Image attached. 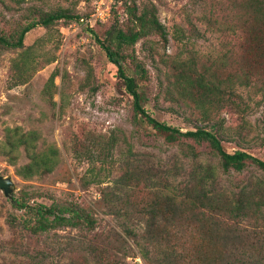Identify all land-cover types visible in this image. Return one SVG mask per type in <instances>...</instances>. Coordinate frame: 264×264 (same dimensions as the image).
Here are the masks:
<instances>
[{"label":"rangeland","instance_id":"1","mask_svg":"<svg viewBox=\"0 0 264 264\" xmlns=\"http://www.w3.org/2000/svg\"><path fill=\"white\" fill-rule=\"evenodd\" d=\"M148 2L156 6L169 41L164 48L158 37L151 36L139 40L133 49L134 57L148 71L149 81L143 88L145 108L157 120L183 132L216 124L208 129H216L227 152L247 151L264 161V91H259L264 87V68L254 76L252 87L236 86L237 94L250 105L247 113L232 107L219 112L214 108L211 121H202V109L178 102L179 90L171 65L177 57L195 58L199 69H208L210 60L224 63L227 69L215 73L222 79L233 73L231 62L237 61L234 71L240 62L242 69L247 66L240 58L239 44L255 45L257 40L246 34L240 38V32L236 36L222 32L227 19L233 18L234 24L239 16L235 10H227L230 6L233 9L229 0H137L140 8ZM33 6L46 11L70 9L80 18H88V23L60 22L50 30L39 27L31 31L25 37V49L33 48L39 67L24 85L14 86L11 82L12 61L18 51L0 48V176L10 177L14 189L9 197L0 189V264H69L81 256L89 258L90 241L115 239L123 226L135 228L141 217L132 203V194L134 199L143 200L147 190L134 192L127 187V192L114 202L102 195L126 171L151 177V188L157 193L164 191L163 184L168 180L173 197L183 187L202 185L204 181L208 189L216 185L217 190L230 192L264 183V172L254 165L242 173H226L208 143L185 139L172 145L149 125L134 120L133 99L117 68L94 40L95 34L104 38L114 23L126 21L121 4L116 5L115 0H0L2 25L9 27L7 22L20 19L26 8ZM208 19L217 23L210 27ZM194 29L198 33L191 32ZM179 30L189 38L175 41L174 34L179 36ZM46 60L49 63L44 64ZM133 70V64H129L128 73L139 77ZM9 129L24 133L26 145L9 146ZM113 137L117 144L104 164L89 160L94 158L90 155L78 159L73 152L76 141L84 147L94 146L95 150ZM43 153H51L50 173H36L29 178L19 173L32 158ZM12 199L25 200L30 206L81 205L97 220L96 229L91 233L68 227L33 237L21 221L14 225L9 222L10 214L19 219L26 216L25 210L13 207ZM126 213L128 216L123 217ZM140 228H135L140 246L130 242L137 258L127 259L129 264L143 263L141 246L153 252L151 241L143 238ZM247 228L241 237L244 248L249 252L263 248L264 233L256 236L251 227ZM233 243L232 239L227 243L229 250L234 251Z\"/></svg>","mask_w":264,"mask_h":264},{"label":"trees","instance_id":"2","mask_svg":"<svg viewBox=\"0 0 264 264\" xmlns=\"http://www.w3.org/2000/svg\"><path fill=\"white\" fill-rule=\"evenodd\" d=\"M229 3L233 9L230 6L227 10L231 13L235 10L234 13L239 16L234 24L231 23L233 18L227 19L225 21L227 26L222 32L235 36L240 32V38L243 34L250 35L257 40L255 45H261L258 48L250 44L251 42L239 44L240 58L243 57L247 63L245 69L241 68L240 62L234 71L237 61L231 62L233 73L230 72L222 79L215 73L227 69L224 63L210 60L208 69L206 67L199 69L195 58L191 56L186 58L179 56L171 62L175 72V86L179 90L178 102L185 105H188L187 102L192 103L194 107L202 109L204 114L202 121H211V111L214 108L219 112L226 107H232L241 113H247L250 105L237 94L236 86L252 87L256 82L254 76L258 70L264 68V0H229ZM115 4H121L124 8L126 21L121 24L120 21L114 23L104 38L95 34L94 40L117 68L118 76L133 99L134 120L139 119L149 125L172 145L185 139L198 144L208 143L226 173L232 171L242 173L249 165H254L264 172V161L247 151L227 152L216 129H208L216 124L183 132L157 120L149 113L145 108L146 97L143 90L149 81L148 71L146 66L134 57L133 49L139 40L151 36L158 37L162 47L166 48L169 32L159 21L157 8L152 2L143 4L142 8L137 4V0H115ZM81 18L70 9L57 8L46 11L33 6L26 8L20 19L7 22L9 27H6L2 25L0 14V48L18 51L12 61L10 72L13 85L26 84L38 70L39 62L34 57L33 48L25 49V37L31 31L39 27L50 30L60 22L67 25L74 21L87 23L80 22ZM208 22L210 27L217 23L212 19H208ZM191 32L198 33L195 29ZM179 34V36L174 34L175 41L189 38L183 30H179ZM195 37L198 38L199 35ZM45 63H49V60ZM129 64H133L132 73H139V77L128 73ZM213 70H216L214 74H210ZM263 88L259 91H264ZM6 142L11 147H17L26 145L28 141L27 136L19 129H9ZM116 144V138L113 137L106 140L100 148L92 150L94 146L84 147L76 141L73 152L78 159L90 155L94 158L88 157L89 160L104 164ZM51 161V153H43L32 158L19 173L25 178L36 173H50ZM151 180H153L151 177L148 178L146 175L143 177L139 172L126 171L123 177L114 182V186H107L102 191L105 200L114 202L118 201L119 195L127 192V187H132L134 192L147 190V198L144 197L143 200L134 199L135 196L132 194V203L141 217L139 222H134L135 228L141 227L139 230L143 229V238H148L153 245V252L147 250L148 247L141 246L142 264H264V247L249 252L241 240L244 232H248L247 226L252 228L256 236H262L264 233L263 182L239 192H230L217 190L216 185L208 189L204 181V185L183 187L179 195L173 197L169 194L173 189L168 180L163 184L164 191L158 193L151 188ZM12 205L17 210H25L26 216L19 219L10 214L9 222L14 225L15 222L21 221L23 227L33 237L68 227L91 233L96 229L97 220L92 213L78 204L54 203L51 206L43 204L30 206L25 200L12 199ZM125 216H128V213L123 215ZM135 228L123 226L122 233L119 232L115 239L106 237V240L97 243L90 241L87 253L89 258L81 256V259L78 258L76 262L73 260L69 264H129L127 259L137 258L130 242L136 245L139 243L140 246L138 231ZM230 239L234 240V251L229 250L227 246Z\"/></svg>","mask_w":264,"mask_h":264},{"label":"water","instance_id":"3","mask_svg":"<svg viewBox=\"0 0 264 264\" xmlns=\"http://www.w3.org/2000/svg\"><path fill=\"white\" fill-rule=\"evenodd\" d=\"M0 189L4 192L5 196L9 197L13 193V181L10 177L0 176Z\"/></svg>","mask_w":264,"mask_h":264},{"label":"built area","instance_id":"4","mask_svg":"<svg viewBox=\"0 0 264 264\" xmlns=\"http://www.w3.org/2000/svg\"><path fill=\"white\" fill-rule=\"evenodd\" d=\"M80 22H87L88 23V18H84L83 17V18L80 19Z\"/></svg>","mask_w":264,"mask_h":264}]
</instances>
